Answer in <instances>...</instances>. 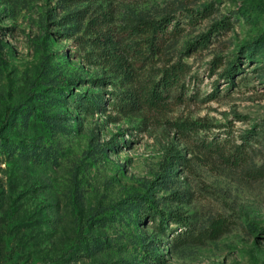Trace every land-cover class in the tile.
Segmentation results:
<instances>
[{
  "label": "rangeland",
  "instance_id": "1",
  "mask_svg": "<svg viewBox=\"0 0 264 264\" xmlns=\"http://www.w3.org/2000/svg\"><path fill=\"white\" fill-rule=\"evenodd\" d=\"M171 14L156 52L130 44L127 25ZM173 65L165 102H130ZM0 264H264V0H0Z\"/></svg>",
  "mask_w": 264,
  "mask_h": 264
},
{
  "label": "trees",
  "instance_id": "2",
  "mask_svg": "<svg viewBox=\"0 0 264 264\" xmlns=\"http://www.w3.org/2000/svg\"><path fill=\"white\" fill-rule=\"evenodd\" d=\"M74 1H79V0H74ZM81 12V10H77L75 12H73V14H69L66 15L64 18H62V22L63 23H69V22H75L79 19L82 18V15H80L79 13ZM189 14H187L190 18V23L194 24L196 22H198L199 20L203 19L205 16L208 15L209 11L207 10V6L204 7V12H199V11H194V10H190V12H188ZM174 16L171 15H165L164 17H162L159 20H150V19H145V18H140L138 19L135 23H130L129 25L126 26V31H127V37L132 39V42H130V44H135V46L140 45V43L137 42V40L135 41L134 37H138V36H145L144 37V41L147 42L145 44L146 49L148 50H152L154 52H156V50H158V47H160L163 42L166 41V39L174 37L175 35H177L180 30L181 27H179V20L174 21ZM97 20V18L95 19ZM174 21L172 29L169 30V26L171 25V22ZM220 24L221 27H219V25H215V29L219 30L220 28H226V25L224 23H218ZM214 31L216 32L217 30ZM210 35H204L201 38V45L200 46H204L207 41L209 40ZM93 43L95 46L97 47H101L103 48V51L105 53H107V58H109V61L113 64L116 65L115 66V70L117 72H119L124 78L126 79H132L133 78V73L132 71L127 68L124 69L122 68V62H121V55L117 52V45L116 42L114 40V38L110 35H98L95 36L93 38ZM191 45L188 44V47H190ZM248 56H251L253 53H251L252 49H253V44L249 43L248 45ZM130 48L129 46L123 47V49H128ZM133 47H131L130 49H132ZM117 64H119L117 66ZM176 65H173L172 67H170L169 69H165L163 71V74L160 78L159 81L154 82L151 86L145 88L143 90V92L141 93V95H134L131 94L130 95V102L132 104H137L139 103V100H142L143 102H145L146 104H148L151 107H157L159 105H161L163 102H165V93L175 84L178 83L179 78H180V72H181V68H175ZM235 72L237 73V69L233 70L232 68H228L226 70H224L221 73V76L228 79V81L230 82V85H233L234 81H233V75H235ZM239 73V72H238ZM100 81L102 80H97L96 82H98L100 84ZM122 105L125 106H129L128 103H123L121 102ZM111 105H114V103L111 101V103H109ZM199 125L196 122H182V123H176L175 128L176 131L181 132V133H187V134H193L196 133L197 130L199 129ZM200 145L209 150V151H214L218 156H224L225 157V161L229 160V156L224 155L222 149H221V143L220 140H216L214 138L210 139V140H205V139H200L199 140ZM179 156V155H178ZM240 154L238 153L237 156H235L234 154L232 155V161L233 162H240ZM182 158V157H181ZM183 159V158H182ZM150 210L146 209V212L144 213L145 215L154 217L157 216L154 211L150 214ZM160 215L158 216H162V212L159 213ZM173 221H175L176 223H181L179 222L181 219L180 217L176 216V217H171ZM221 228H222V219L219 220H215L211 223V227H210V232H209V238H213L216 237L220 232H221ZM176 240V244L179 245L182 242H184V238L183 235H176L175 237Z\"/></svg>",
  "mask_w": 264,
  "mask_h": 264
}]
</instances>
